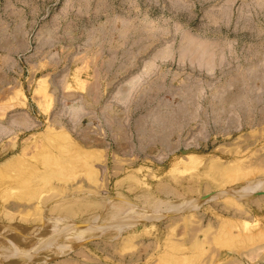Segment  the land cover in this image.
Segmentation results:
<instances>
[{
    "label": "rangeland",
    "instance_id": "374dc122",
    "mask_svg": "<svg viewBox=\"0 0 264 264\" xmlns=\"http://www.w3.org/2000/svg\"><path fill=\"white\" fill-rule=\"evenodd\" d=\"M0 264H264V0H0Z\"/></svg>",
    "mask_w": 264,
    "mask_h": 264
}]
</instances>
